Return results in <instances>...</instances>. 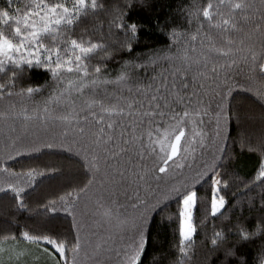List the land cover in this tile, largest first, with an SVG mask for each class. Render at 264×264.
<instances>
[{"label":"snow or ice","instance_id":"snow-or-ice-1","mask_svg":"<svg viewBox=\"0 0 264 264\" xmlns=\"http://www.w3.org/2000/svg\"><path fill=\"white\" fill-rule=\"evenodd\" d=\"M137 2L146 4L4 0L0 6V196L10 195L5 223L17 228L0 234V264H145L152 213L172 198L179 206L178 257L160 249L149 264H191L196 186L206 180L213 217L223 215L228 201L221 191L232 184L264 212V0L203 6L192 0L182 9L188 27L177 24L165 46L134 54L140 26L130 10ZM99 12L111 13L109 36L115 29L127 39L94 37ZM122 52L128 58L109 69L107 61ZM36 75L46 79L40 83ZM238 90L260 102L259 113ZM230 140L257 154L254 175L234 167ZM44 155L75 159L80 171L72 175L84 179L75 186L66 180L62 194L33 207L30 193L64 177L63 163L19 171L9 164ZM78 209L106 235L86 231ZM13 212L38 217L39 228H21ZM60 212L72 217L67 232L55 223ZM229 234L236 238L230 245ZM208 239L222 252L219 264H264V216L251 229L214 227Z\"/></svg>","mask_w":264,"mask_h":264},{"label":"trees","instance_id":"trees-1","mask_svg":"<svg viewBox=\"0 0 264 264\" xmlns=\"http://www.w3.org/2000/svg\"><path fill=\"white\" fill-rule=\"evenodd\" d=\"M106 3H118L123 5L125 0H105ZM202 6L207 3V0H197ZM71 4V0H68ZM4 0H0V6H3ZM192 0H146L145 6L142 8L137 2L135 7L130 10L131 21L136 22L140 26V31L137 35V39L133 40L135 52L138 54L144 51L146 48L163 47L168 40V31L175 25H183L188 27L186 14L183 13L182 9L186 6H190ZM150 5V7H148ZM125 13H129V9H124ZM98 23L102 22V27H98L97 31L92 33L96 38L101 36L105 40L111 41H123L127 39L123 32L116 31L113 29V34L108 35V21L111 19V13L99 12ZM175 22V24L173 23ZM167 25V27H166ZM192 27H195L193 23ZM207 30V29H206ZM79 28L76 30V34H79ZM214 34V33H213ZM259 46L257 42V47ZM99 55H103L100 53ZM127 53L122 52L116 55L113 59L107 61L109 69L115 70L119 68L117 61L126 59ZM98 57H93L92 62L95 63ZM113 74H115L113 72ZM6 79L7 77H2ZM34 79L40 83H43L46 79L43 75H36ZM243 79L242 77L240 78ZM238 92L246 97H249V103L255 111L259 113V101L251 94L238 90ZM47 91L43 93V96H47ZM41 96L36 97L37 100L41 99ZM239 98V97H238ZM254 127L259 126L258 121L254 123ZM232 136H236V129L233 125L230 128ZM230 150H233L237 155L234 167L237 168L242 176L254 175V169L257 167L258 156L254 153H249L246 150L241 151L239 145H233L232 141L228 142ZM56 161L63 163V170L65 172L64 177H60L56 180L45 181L41 184L37 190L30 193L27 198L28 202L35 207L36 204L43 203L44 198H51L54 195H60L66 190L65 181L71 179L73 181L71 186L79 184L84 177L72 175L73 173L80 171V165L75 159H69L67 156H55V155H44L33 157L31 159L24 158L18 160L16 163H10L9 166L19 171L21 166H43L44 162ZM231 172V167L228 169ZM225 179H229V176H225ZM210 180L201 182L196 186L198 195L197 208L194 210V223L197 226V233L194 236L195 239V251L191 261V264H219V260L223 259L222 252L213 250L209 237L211 236L214 227L215 229L224 228L226 233L229 229L235 230L237 224H243L248 228H254L259 222L261 216H264L258 206L250 207L247 201V196L242 195L240 189L242 186L232 184L226 189H222L221 194L225 195L228 204L225 209H222L221 214H217L213 217L210 214V199H211V187ZM258 191V190H257ZM254 193H249L252 195ZM243 200L242 206L233 208L236 200ZM11 204L10 195L0 196V234L3 230L8 229L9 225L5 223L8 218V209ZM82 207V204H81ZM178 201L175 198L169 199L165 202V206H162L160 210L152 213V218L149 221V232L150 237L148 240L145 264H149L154 251L160 249L165 250L168 253L170 259H176L178 257ZM18 224L22 227L30 226L32 228H39V218L27 219L28 213L15 214ZM77 218L82 219L83 225L86 231L98 232L99 235H106V231L97 229L91 217L87 214L83 218L79 215V209L77 211ZM203 221V223L201 222ZM61 231L67 232L72 224V217L66 213L60 212L57 214L55 221ZM11 231L16 232V227H11ZM235 236L229 234L228 240L225 244H231L235 240ZM115 264V259L113 260Z\"/></svg>","mask_w":264,"mask_h":264}]
</instances>
